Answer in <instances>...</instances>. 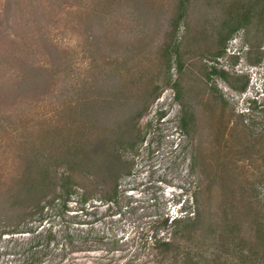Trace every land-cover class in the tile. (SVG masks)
Returning <instances> with one entry per match:
<instances>
[{
  "label": "rangeland",
  "instance_id": "obj_1",
  "mask_svg": "<svg viewBox=\"0 0 264 264\" xmlns=\"http://www.w3.org/2000/svg\"><path fill=\"white\" fill-rule=\"evenodd\" d=\"M111 1L112 10L99 0H0V187L9 183L4 194L18 184L6 175L18 176L22 122L30 119L21 118L16 99L21 85L33 87L23 83V75L33 70L38 76L44 68L61 74L53 82L44 71L45 83L38 87L47 97L42 113L49 125L65 118L61 123H69L68 132L81 128L99 139L106 132L112 141L123 138L114 166L76 165L69 172L76 191L65 199L57 187L43 200V211L24 221L17 220L20 204L14 209L21 210L2 212L0 195V264H153L151 236L160 229L169 238L173 229L172 224L162 228V219L194 217L199 208L200 230L178 240L191 246L196 264H260L256 228L264 223V15L257 19L256 8L251 9V26L228 37L225 53L214 56L217 28L242 17L245 2L256 0H239L235 8L232 0L230 8L227 0ZM263 5L261 0V12ZM179 10L184 17L174 29ZM248 40L260 43L254 49L263 57L260 64L251 62ZM171 42L179 45L172 57L165 46ZM213 67L227 71L232 80L248 79L246 89L217 75L209 79ZM77 75L79 91L87 80L95 87L93 76L105 75L104 88L94 89V95L115 105L90 101L89 111L75 116L70 87ZM60 91L68 96L63 101L56 100ZM141 96L147 97L145 104ZM135 100L138 107L130 117L140 104L147 107L137 121L129 117L128 125L123 113ZM185 112L196 116L188 129L182 127ZM93 114L99 121L88 129L79 119L93 121ZM72 123H78L76 130ZM40 124L37 120L33 126ZM34 133L39 140L47 138L43 130ZM246 223L253 230H246ZM222 231L227 244L219 242ZM49 233L54 238L47 242ZM186 256L183 250L172 251L163 263L183 264Z\"/></svg>",
  "mask_w": 264,
  "mask_h": 264
},
{
  "label": "trees",
  "instance_id": "obj_2",
  "mask_svg": "<svg viewBox=\"0 0 264 264\" xmlns=\"http://www.w3.org/2000/svg\"><path fill=\"white\" fill-rule=\"evenodd\" d=\"M124 1L130 4L128 1L126 0ZM111 2H112L111 0H99V3H105V6L109 7L110 9L111 6L109 5H111ZM184 3L185 2L182 1L180 3V6H183ZM110 11L106 10L105 12H110ZM99 14L101 15V13ZM260 14L264 15V5L262 6V12L260 11ZM96 16L93 15V18L89 17L86 21V24L90 23V18L95 19ZM183 17H184V12L179 10L178 16L176 17L175 21H173L174 29L179 27V21ZM233 19H235L236 22H241L240 17ZM226 25L227 23L224 22L221 23V25L219 26L220 28H217L216 45L218 51L214 53V56L216 57H219L223 53H225V42L227 41L228 37H230L233 34L234 30H236L234 29L230 31V28L226 27ZM165 46H166L167 54H169L171 57L179 52V45L177 42H171L169 45H165ZM99 48L102 49V47ZM250 55L253 56L251 60L252 63H259V64L261 63L260 61L262 60L263 57L259 52L251 51ZM236 61L237 59H235V63ZM44 71L46 72L47 70H45V68L41 70L39 76H38V72L35 73V70L30 72L28 75H25V77L23 75V83H25L26 81L34 88L25 87L21 85V91L18 93L19 97H17L16 100L17 102L21 101V103L19 102L20 103L19 114L21 115V118L30 119L29 121H31L32 123L28 124L27 122L29 121L22 122V127H21L22 136H21V141L19 142L18 145L21 151L20 154L18 155L19 159L16 160L17 166L19 165L18 167L19 170H17L18 176L17 175L14 176V174L11 172H9L6 175L7 179L14 178L16 180L17 178L18 184L15 183L16 186L11 185V188L14 189L10 190V192L6 194H4V191L9 189V187H7L9 186V183L4 185L3 187H0V195L2 197L1 209L3 213L4 212L9 213L11 212V210H21V208L23 207L21 211L22 213L18 215L17 220H19V222L26 220L28 216H33L35 213H41L44 209V205H42L43 200L47 197V195L50 192H53V190L55 191L57 187L60 188V193H58V196L68 199L70 195H72V193L76 191V182L73 181L71 176L69 175L70 174L69 172H72L75 169L76 165H82V166L88 164L92 165V161H94L95 162L94 164H97L98 162L101 163L103 162L105 166L112 167L116 164V162H118L121 159V156L118 153L119 149L117 148V146L123 143L122 142L123 138H119L118 136L117 139L112 141L106 132L101 136L102 139H99L95 135L90 136L88 133L89 132L91 133V131H83L81 128L80 130L79 129L76 130V125L78 123H72L73 127L75 126L74 128L76 131L72 130L71 132H68L69 130H67V126L69 125V123H67L68 124L67 126L63 125V123H61L62 121H64L63 119H65L63 117H62L63 119L57 120L55 122H51L50 125H49L50 121L48 120V118L43 120L44 118L43 116L46 115V112L42 113V111L45 110V108H42V105H43V101L47 100V97L46 95L45 96L40 95L41 89L38 87L43 83H45ZM46 73H48L47 74L48 77L51 76L50 80H52L53 82H58V80L61 77L60 73H52V72H46ZM212 75L220 76L221 78L228 81L231 79V75L227 71H225L224 69H217L215 67H213L212 70L209 71L208 74L209 79L211 78ZM102 76L105 75L93 76V81H95L93 85H95V87L87 86L89 85V82L88 80L85 81L83 84L85 85L83 87L84 89L82 90L80 89V91L79 89H77L80 86L79 75H77V79L72 82V86L70 87V96H73L74 98L73 102L75 103L76 110L78 111L75 112L74 114L75 116L76 115L82 116V114H86L87 113L86 111H89L88 108L90 101H94V104L100 103V105L102 106L106 104V106L113 107L115 105L112 100L107 101L106 99L103 98L100 99V94L94 95L95 93L94 89L101 90V88H104V86L102 87V85L100 84L101 81L103 84V80L101 79ZM230 83L232 86L244 90L248 85V79L235 77L233 80L231 79ZM212 89L213 91H217L216 87ZM37 90L40 92H38ZM96 92L98 93L99 91ZM153 96L154 95H151V97ZM67 97L68 96L64 95L63 91H60L56 97V100L63 101ZM217 97L218 98L220 97L223 100L222 96H217ZM144 98L147 97L141 96L140 100L143 102V100H145ZM53 101L55 102L54 99ZM76 101H78V103ZM31 102L34 103L35 109L37 111H41L40 114L37 115L32 111L33 104ZM137 102L138 100H135L133 103H131L130 104L131 106L129 105V108L125 109L123 113V120L126 121L128 119L127 124L129 123L130 115L133 113V111L137 106ZM143 103L145 104V102ZM100 105L99 107L101 108L102 106ZM140 105L142 106L141 109L138 108L137 111H135L136 113L134 114V116L130 117V119L134 122L137 121L142 116L145 108L147 107V105L144 106L143 104ZM62 111L65 112V110ZM41 115L42 118H39L38 116ZM194 116L195 115H191L185 112L182 118V127L184 129H188V126H190L191 124V119L194 122ZM91 118L93 119V121L91 120L89 121L88 120L89 118L84 119L80 117L79 121L81 124L87 125L88 129H90L91 123L94 124L95 122L98 123L99 121L98 119L97 120L95 119L94 114L91 115ZM106 119L109 120V118ZM37 120H40V123L42 125L40 124L33 126V124ZM73 122H77V119H74ZM44 123L46 125H44ZM52 125H56V128L54 130H50ZM34 130L35 131L43 130L47 138L45 137L44 139L39 140L37 138V135L35 136ZM50 131L52 132V134ZM65 131L66 133H64ZM59 136L60 138H58ZM49 142H51L52 144ZM111 151L114 153H111ZM118 165H121V163H118ZM61 170L63 171L61 172ZM6 173L7 172H5V174ZM55 178L56 180H54ZM117 188H118V183L116 182L113 189L115 195L118 194ZM114 194L112 195V197L109 198L113 199ZM24 198H26L28 203L24 204L22 202V200H25ZM14 199H18V203L15 202ZM18 204L22 205V207H20L19 209H14V207L17 208ZM192 216L194 217L184 216V215L181 217H176L171 219L170 223H169L170 221L169 215H167L162 219L161 222L162 228L165 229L167 228L168 225L172 224L173 229L172 232H170L171 237L169 238H165L161 236L160 229L157 230L155 233H153V235L151 236V239L154 238V241L151 242L150 245V248L153 249L151 251V254L154 257L153 264H164L163 262H165L166 259L169 257L170 252L172 251L181 252V250H183L187 255L185 262L183 264H196V262H194L195 257H193L194 256L193 254H191L192 253L191 246H189L187 243H183L181 245V243L178 242L180 238H183L187 235L193 236L194 233H197L200 230L199 226L203 220L202 211L200 210V208L199 210L197 209ZM8 220L9 218L8 219L5 218V221ZM232 224L233 227H231L230 230L233 232L232 234L234 236L235 233H237V230L235 228L237 222L234 221ZM243 227L246 230L250 231L253 230L254 225L250 226L248 223H246V225H244ZM249 231H248L247 239L251 238L249 235ZM4 232L5 231H3V233ZM224 235H225L224 231L220 232L219 242H223V243L225 242V244H227L225 241L226 236ZM53 238L54 235L52 233H49V235L45 239L47 242H50L52 241ZM256 239L258 241L257 246L261 247L262 250L260 252L261 254L260 264H264V223H259L257 225ZM232 240L233 241L231 242L234 243L235 239L232 238ZM147 242L143 243V246H146ZM253 255L257 256V252L253 253ZM216 264L219 263L216 262ZM253 264L255 263L253 262Z\"/></svg>",
  "mask_w": 264,
  "mask_h": 264
},
{
  "label": "flooded vegetation",
  "instance_id": "obj_3",
  "mask_svg": "<svg viewBox=\"0 0 264 264\" xmlns=\"http://www.w3.org/2000/svg\"><path fill=\"white\" fill-rule=\"evenodd\" d=\"M213 2V0H210V3H212ZM227 6H228V8H230L231 6H230V1L229 0H227ZM238 3H239V0H232L231 1V5L233 6V8H235V6H239L238 5ZM260 3H261V0H256V1H253V2H251V4L250 3H247V2H245V5L247 4L248 6H246L245 7V10H243V16L242 17H240V20H241V22H236L235 20L234 21H231V20H229V23H232L231 24V26H230V24L227 22V25H226V27H228V25H229V27L228 28H230V31H232V30H234V29H236V30H234V32H233V34L232 35H234L236 32H238V31H240V30H243V29H245L246 27H249V26H251V22H250V15H252V14H250V10L251 9H253V8H256V11H255V15H256V18L258 19V16L260 15V11L258 10V6H260ZM236 10V9H235ZM241 14V13H240ZM239 14V15H240ZM246 19V20H245ZM236 22V23H235ZM240 27V28H239ZM229 31V32H230ZM248 43L250 44V46H249V49H253V51H254V49L256 48V46L258 45V44H260L259 42H258V40L256 41V43L254 44V45H252V43H251V41L250 40H248ZM256 50V49H255Z\"/></svg>",
  "mask_w": 264,
  "mask_h": 264
},
{
  "label": "clouds",
  "instance_id": "obj_4",
  "mask_svg": "<svg viewBox=\"0 0 264 264\" xmlns=\"http://www.w3.org/2000/svg\"><path fill=\"white\" fill-rule=\"evenodd\" d=\"M235 43H237V42L235 41Z\"/></svg>",
  "mask_w": 264,
  "mask_h": 264
}]
</instances>
